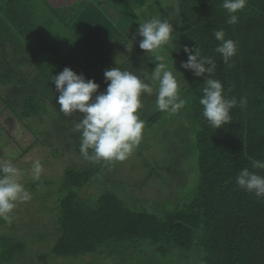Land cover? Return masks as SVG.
Listing matches in <instances>:
<instances>
[{
  "label": "trees",
  "instance_id": "16d2710c",
  "mask_svg": "<svg viewBox=\"0 0 264 264\" xmlns=\"http://www.w3.org/2000/svg\"><path fill=\"white\" fill-rule=\"evenodd\" d=\"M175 1L179 24L174 26L177 51H173L171 56L179 72L176 75L185 100L182 108L185 113L172 126L159 156L161 159L162 155L169 154L178 139L194 145L198 169L195 190L189 196L178 192L177 199L170 201L172 208L166 205L163 211L155 209V212L146 207L151 201L141 203L138 210H134L112 192H93L85 185L106 163L85 159L81 155L80 135L73 131L79 117L66 118L59 112L56 103L59 93L44 102L37 96L33 97L35 100L25 96L18 110L20 113H16L11 97H1L5 110L20 118V124L0 123V161L9 160L8 155L11 154L6 152V148L10 144L14 143L24 155L38 143L41 148L47 145L46 148L51 149L47 150L52 151L53 159L67 156L70 163L57 184L56 207L52 210V233L55 237H51V241L47 239L51 248L49 252L42 251L37 259L32 258L30 264H50L52 260L59 262L58 259H68L71 264H77L82 254L96 255L100 260L97 264H126L127 258L123 256L115 263L110 261V252L117 249L123 253L132 244L142 245L143 241H149L159 247L158 250L170 252L201 249L203 256L194 264H264V198L257 200L254 195L245 193L235 181L245 167L253 171L251 160H264V0H247L246 8L238 13L236 24L226 23L229 16L222 6L223 0ZM5 17L12 25L19 20L11 16V21L7 14ZM72 18L75 22L78 16L73 14ZM55 19L60 20L59 16ZM221 29L226 39H232L237 46L236 55L229 61L230 66L225 65L221 55L214 51L220 42L214 38L213 30ZM184 46L190 49L198 47L203 56L216 63L211 78L222 83L226 98L235 97L238 101L230 111V124L223 128H212L202 115L199 99L204 81L181 67L188 59ZM4 56L3 62L0 60V85L5 89L3 92H12V96L24 91L29 77L25 75L19 79L6 69L8 67L5 68L4 64L8 66L16 59L8 60V56ZM96 61L101 63L98 59ZM144 64L147 69L155 67L152 59ZM93 67L86 78L100 86L99 94L106 90L107 84L103 70L98 69L97 64ZM135 74L138 75V71ZM242 97L247 98L243 107L239 106ZM165 115L174 114L158 112L155 107L149 115L140 113L145 121L140 145L152 144L147 138L158 136L157 121ZM71 155L75 161H71ZM80 161L85 167H78ZM255 171L264 175V170ZM169 181L166 180L165 184L170 189L172 184ZM52 182L40 185L35 181L30 190L37 191V187L50 186ZM30 219L31 224L38 223L33 217ZM5 224L8 223L0 220V226ZM25 246L19 240L0 234V254L3 255L0 264H9L17 258L20 260L24 251H28ZM45 255L52 259L46 260Z\"/></svg>",
  "mask_w": 264,
  "mask_h": 264
},
{
  "label": "clouds",
  "instance_id": "9594fccd",
  "mask_svg": "<svg viewBox=\"0 0 264 264\" xmlns=\"http://www.w3.org/2000/svg\"><path fill=\"white\" fill-rule=\"evenodd\" d=\"M223 8L229 18L226 23L236 24L238 13L247 6V0H223ZM139 40V49L152 58L155 67L144 77L119 67L104 71L107 88L99 93V85L83 74H77L70 68H64L51 82L59 93L56 103L59 112L66 118L78 116L73 131L80 135V153L85 159L106 164L126 160L140 144L145 121L140 112L144 108L143 97L155 95V110L170 114L178 113L185 105L182 98L179 73L174 67L171 53L177 51L174 44L176 35L170 20L160 16L152 17L138 24V29L125 46L128 52ZM219 45L214 51L221 55L225 65L236 55L237 46L232 39H226L225 32L213 30ZM171 51L161 55L166 49ZM188 55L187 62L181 64L185 70L193 72L195 77H202L204 87L199 104L202 115L212 128L220 129L230 124V111L238 105L235 97L228 99L222 83L213 79L216 63L208 56H203L198 47L184 46ZM185 83H187L185 81ZM247 104V98L239 100V106ZM250 171L242 169L235 177L236 185L245 193L254 195L257 200L264 198V175L256 169L264 170V160H251ZM43 165L40 160L31 163L29 172L33 181H41ZM24 170L18 168L11 159L0 161V220L12 222V214L17 205L31 199V193L21 182Z\"/></svg>",
  "mask_w": 264,
  "mask_h": 264
},
{
  "label": "rangeland",
  "instance_id": "374dc122",
  "mask_svg": "<svg viewBox=\"0 0 264 264\" xmlns=\"http://www.w3.org/2000/svg\"><path fill=\"white\" fill-rule=\"evenodd\" d=\"M10 1L13 0H0V40H3V38L6 36L4 33H7V30H11L13 28L12 23H7L8 20L5 17L7 14L9 18L12 21V14L13 7L10 9ZM163 2V8L162 11H167L168 15L166 16L167 19L170 20V23L172 26L178 27L179 24V14L177 10V3L175 1V10L172 9V2L173 0H160ZM14 3V2H13ZM61 7V6H60ZM59 10H56L55 12L51 11V18H58ZM7 12H10L7 13ZM16 16V15H15ZM164 16V15H163ZM162 16V17H163ZM165 18V16H164ZM9 26V28H6V26ZM73 24V23H72ZM15 25V24H14ZM16 31H12L13 36H20L21 39H30L33 41L35 37L37 38V49H40V51H45L47 46H50L48 51L53 49L55 44L59 42L62 43V28L65 27V23H63L64 27H61L59 25V22H56V20L49 21L44 29L41 31V34L37 33L36 28L32 27V25H29V28L22 27L21 23L18 21L16 22ZM15 34V35H14ZM32 37H30V35ZM70 34V33H69ZM129 35V34H128ZM127 35V37H128ZM129 38H132V34ZM77 39V38H76ZM75 39V40H76ZM125 38L121 37L119 38V42L123 41ZM177 37L174 41V44L176 43ZM75 42H79L82 44L80 46V49L83 48V45L85 46V42L82 38H79V40H76ZM65 49V47H62L60 50L61 52ZM86 50V47L83 48ZM168 48L167 50H169ZM88 50V48H87ZM132 53H127L126 55H123V61L125 59H131L133 54L135 61L131 60L133 68H136V71H138V75L141 76V78L144 77L145 73H151L153 68L146 69L143 66L145 65L144 62L151 61L150 56H146V60L143 61L142 54H145L142 50L136 51L133 45ZM136 55L139 57L136 59ZM162 55V54H161ZM96 55L91 53L90 51L86 55H82V59L76 60L74 63L75 70L77 71V74H83L86 78L87 72L90 70V68H94L93 65L97 64L101 68L103 66L101 63L94 61V57ZM5 58L4 55H1L0 58ZM0 59V60H2ZM3 61V60H2ZM122 61V62H123ZM0 64H2L0 62ZM116 64V63H115ZM137 64L140 66L137 67ZM117 65V64H116ZM99 67V68H100ZM96 68V67H95ZM122 71L123 69L120 68ZM76 73V72H75ZM90 73V71H89ZM87 79V78H86ZM105 82V81H104ZM106 83V82H105ZM143 102L151 101L150 103H144V108L140 113H145L147 115L151 114V111L155 107V95L150 96H144ZM146 105V106H145ZM2 106V105H1ZM56 106V105H55ZM59 107V105H58ZM180 112L174 114V115H165L161 116L159 120L157 121V133L158 136H154L156 141H153L154 139H151L153 146L151 148V151H153L156 146H162V142H167L166 138L168 135L170 136V131L173 128L172 126L178 122V119H182V115L185 113L184 110H180ZM155 124V123H154ZM175 126V125H174ZM154 127V125L152 126ZM156 128V124H155ZM160 137L163 139L161 140ZM179 136L175 137L177 139ZM150 144L146 146H150ZM46 145V144H44ZM47 146V145H46ZM46 146H42L43 148L39 147L38 143L35 148H33L31 151L27 152L26 154L22 155L19 150L17 149V146L15 144H10L6 148V152L10 153L11 155H8V159H11L12 162L18 167L24 170V176L21 178V182L24 184L25 188L31 193V199L27 202H21L17 205L16 209L14 210L12 214V222L0 226V234H4L7 237H11L15 240L21 241V244L25 248H27L28 251H24V253L20 256V260L18 258L14 260L13 262L9 264H30L32 258H36L35 251H43V252H49V249L51 246L47 243L48 240H52L51 237H55L52 233L53 227H52V221H53V214L52 210L56 207V189L57 184L59 180L61 179L62 175L64 174V170L66 169V166L68 164V157L65 156V158H54L52 155V151H50V148H46ZM50 149V150H47ZM149 153L150 151L146 149ZM142 157L138 156L137 160L132 159L131 163L128 167H161L160 171H157V175H161L162 180H173L172 183L175 186L173 190L177 192L186 193L189 196V193L193 192L195 190V187L198 182V169H197V162H196V151L194 149V145H191L190 142L182 143L181 139H178L176 143H174V146L172 150H170L169 154L162 155L161 159L159 160V156L157 153H152V161L147 162L141 159ZM40 160L41 164L43 165V171L41 175V181H38L40 185H42L45 182L53 181L50 186H39L37 187V191H31L30 185L34 183L32 176L29 172V169L31 168V163L34 160ZM70 164V163H69ZM80 167L81 165L78 164ZM119 167V166H114ZM137 175L140 176V173L137 172ZM134 181L138 182L139 179L137 177H133ZM107 180L109 178L107 177ZM159 185V184H158ZM162 188H168L167 184H160ZM147 187H150L148 185ZM169 189V188H168ZM58 190V189H57ZM160 192L162 195L167 196L169 193L166 190H160L156 192L157 196H160ZM177 192H174L176 195ZM145 196V195H144ZM43 197H45L44 200ZM177 196L173 197L170 201L176 200ZM149 200V197H147ZM163 200V198H162ZM161 204H154V202H151L150 205H146L147 209L149 211H154L155 209H158L159 211H163V207L166 205H171L172 203L170 201L162 202ZM91 201V197H90ZM142 202V201H141ZM141 203H138L137 205H132L127 202V205L133 208L134 210H138V207ZM146 209V210H147ZM29 214H26L28 213ZM56 213V212H55ZM159 215V214H158ZM34 218L35 221H37V224H31L30 218ZM48 239V240H47ZM31 241V243L29 242ZM52 243V242H51ZM142 245L137 244V246H133L132 244L125 252H119L117 249L113 250V247L110 248L112 252H110V261H113L115 263L117 260H120V258L123 256L126 259V264H194L196 261L200 260L203 256V253L201 252V249L194 248L190 250L189 252H183L181 250H172L170 251H164V250H158L159 247H156L155 245H152L149 241H143ZM36 244H39L38 246ZM136 247V248H135ZM35 250V251H34ZM40 252V253H41ZM1 253V252H0ZM131 256H134L133 258ZM3 257V255L0 254V259ZM98 257L95 255H82L78 259L77 264H97L100 260H97ZM59 262L51 261L50 264H71V262L68 259V262L65 263V260L58 259ZM103 260H105L103 258ZM35 264H39L38 262H35ZM40 264H44V262H40Z\"/></svg>",
  "mask_w": 264,
  "mask_h": 264
},
{
  "label": "flooded vegetation",
  "instance_id": "af4514ba",
  "mask_svg": "<svg viewBox=\"0 0 264 264\" xmlns=\"http://www.w3.org/2000/svg\"><path fill=\"white\" fill-rule=\"evenodd\" d=\"M9 6L10 9L13 7V12L16 15L15 16L13 13H11L12 16L19 19L18 21L21 24H24L22 27L29 28V25H32V27L36 28L38 34H41V31L49 21L51 22V20H56V22H59L61 27H64L63 23H65V27L62 28V43L60 44L57 42V44H55L53 47L54 49L50 50V52H45L49 50L50 46H47L45 51H40V49H37V44L35 43H37L38 37H35V39L31 41L27 38L21 39L18 35L13 36L12 31H16L17 29L14 25V30L11 29L7 31L8 34L4 33L6 36L3 38V40H0V56L7 55L8 58L6 59L8 60H11L12 58L16 59H13L11 64H8V66L4 64L5 68L8 67L6 69L12 71L13 74L19 79H22V77L25 75H28L29 77V79L26 78L25 82L27 83L24 84V91L20 93L16 92L12 94V96H10L12 92H9L8 94L3 92L5 89L2 85H0V123H3L4 125L12 123L14 126H16L17 124H20L18 121L20 118L17 119L14 113L12 115L10 112L5 110V106L1 100V97L8 99L11 97L10 101L14 103L15 110L17 108L16 113H20L18 110L21 108L22 100L25 96H29L33 100H35L33 97L37 96L43 102L52 96H55V93L57 94V92L55 91V85L51 82L52 76L58 75L66 67L70 68L71 70H75L74 63L76 60L82 59V55L86 57L89 52L87 47L83 45V48L86 47V50L83 48L80 49L82 44L75 41L79 40V33L81 32H86L88 35L90 34L92 36L98 33V31L94 30V27L98 25V19L100 16L96 17L94 14L90 17L89 13H87V9L84 8L83 4L81 3V0H13L10 1ZM58 9H60L58 15L60 19L59 21L57 19L51 18V11H56ZM80 13H82L81 17H79L80 19L78 18L74 22L75 18L71 19V17L73 14L78 16ZM163 15L166 18L167 15L163 11L160 12L158 16L162 17ZM95 20L96 22H94ZM138 24L140 23H135L136 28L134 27L131 30L129 29V33L131 32L130 35L132 34L133 36V34L137 32ZM173 29L175 33L176 30L174 27ZM32 35L33 34H31L30 37H32ZM62 47H65V49L61 52L60 50ZM12 55H14V57H11ZM96 59L97 56L94 57L93 62L96 61ZM97 68L100 69L99 67ZM13 86L16 87L17 85L13 84ZM19 88L22 89L21 87ZM77 134L79 136V133ZM147 139L151 140V137H148ZM153 139V141H156L155 138ZM160 139L163 140L161 137ZM161 144L163 146L164 142L161 141ZM162 146H156L154 147L155 149L151 151L153 146H144L139 144L126 160L112 162L106 164L105 167L98 169V172L93 174L92 179H90L89 183H87L85 186H87L89 190L93 192H99L101 194L112 192L125 201L126 204L128 202L129 204L137 205L138 203H149V201L161 204L160 202L162 198V202L167 200L170 201L173 197L177 196L174 193L177 191L173 190L175 188L174 185L170 189L162 188L160 184H165L166 180H162L161 175L156 174L157 171H160L161 167H128L131 163V160H137L138 156L142 157L141 159L144 161L151 162L152 153H157L159 156L161 154L160 150L162 149ZM146 149H148L150 152L147 153L148 151ZM71 161H75L73 155H71ZM80 165L81 166L79 168L85 167V164L82 165L81 161ZM137 172L140 173V176L137 175ZM107 177L109 180H107ZM133 177H137L139 181H134ZM173 182V180L169 181L170 184ZM98 185H103L105 187L102 188ZM148 185H150V187H147ZM160 190H166L169 195L164 196L160 192V196H157L156 192ZM147 197L152 200H149ZM36 245L38 246L39 244ZM133 246L137 245L134 244ZM40 252L41 251H35V259L42 255ZM48 259H52V257L47 255L46 260Z\"/></svg>",
  "mask_w": 264,
  "mask_h": 264
},
{
  "label": "crops",
  "instance_id": "0c3cea01",
  "mask_svg": "<svg viewBox=\"0 0 264 264\" xmlns=\"http://www.w3.org/2000/svg\"><path fill=\"white\" fill-rule=\"evenodd\" d=\"M81 3L87 9L90 17L94 14L96 17L100 16L98 25L94 27V30L98 31V33L93 36L88 35L86 32L79 33L88 51L95 54L101 62L103 68L99 66L100 69L104 72L106 69L119 67L123 70L136 73V68H133L131 63V60L135 61V54H133L131 59L123 61V55L132 53L128 52L125 47L129 43V40H131L129 38L131 32L129 33V31L135 27V23H142L146 19L158 16L162 12L163 2L160 0H81ZM172 9L175 10V0L172 2ZM164 12L168 15L167 11ZM81 15L82 13L78 15V18ZM121 37L125 39L119 42V38ZM140 39L137 36L133 44L136 51H140ZM169 50L171 51V49ZM169 50L166 49L161 54L166 55ZM143 56L145 59L146 55L142 54ZM138 58L136 55V59ZM145 68L147 69V67ZM151 68L153 67H148V69Z\"/></svg>",
  "mask_w": 264,
  "mask_h": 264
}]
</instances>
